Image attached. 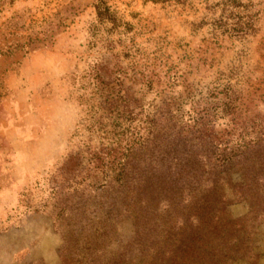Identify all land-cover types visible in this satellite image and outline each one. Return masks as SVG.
Here are the masks:
<instances>
[{
    "label": "rangeland",
    "instance_id": "374dc122",
    "mask_svg": "<svg viewBox=\"0 0 264 264\" xmlns=\"http://www.w3.org/2000/svg\"><path fill=\"white\" fill-rule=\"evenodd\" d=\"M101 2L113 21L97 0H0V264H160L167 237L211 231L188 210L205 170L228 233L205 263L264 264V0ZM213 137L244 160L206 167ZM126 143L133 168L160 143L187 159L194 191L139 213L108 170Z\"/></svg>",
    "mask_w": 264,
    "mask_h": 264
},
{
    "label": "trees",
    "instance_id": "16d2710c",
    "mask_svg": "<svg viewBox=\"0 0 264 264\" xmlns=\"http://www.w3.org/2000/svg\"><path fill=\"white\" fill-rule=\"evenodd\" d=\"M96 11L99 17L101 15H105V19L107 21L113 18L109 8L106 7L105 4L101 2V0H97ZM252 126L256 128L258 127L257 123L254 122ZM260 141L261 140H259V142ZM153 143L155 144L156 141H153ZM223 145L226 144H224L221 139L215 137H213L211 142L207 143V146L212 149L204 156V163L206 167L210 165L216 167L219 164L224 168V166L232 164L235 161V157L237 160L240 158V162L244 160V154H237L238 152H236L234 155L222 153V151L219 149ZM241 145L237 144V146L240 148L242 147ZM256 145L257 144H255V146ZM126 146L127 143L122 149L124 152H127L125 156V154H121L118 144L117 148L119 147V152L118 154L114 155L113 159L109 162L108 170H111L113 173L115 178L114 181L120 182L122 179L125 181L124 188H126V195L124 196V200L134 202V204L139 205V213H141V207H143L145 214H154L155 208H153V205L156 200H159L160 198L165 203L164 207H176L178 203H175V201L181 200L185 191H194V189L191 187L195 181L196 174L192 165L188 164L187 159L172 158V160L177 162V164H171V162L168 160L169 156L162 152L160 143L156 144L152 148V152L147 158L143 159L140 156L138 157L137 161L139 162L142 160L145 164V167L142 169L136 167L133 168L131 167L132 164L128 161L130 152H128L127 149L125 150ZM170 146L171 148L176 149L173 144H170ZM244 147L247 149L246 146ZM139 149H146V147ZM182 165L184 167L181 168L180 166ZM202 176L206 177L204 181L205 187L203 190L205 195L190 205L188 210L193 213V216L197 220H199V224H201L203 227L201 228V231L205 228H210L211 231L198 234V231L196 230L195 234L197 235L193 233L185 234L183 231V233L172 235V237H167L165 240L170 242L174 248L173 250H168L166 253H158L157 260H162L161 263L206 264V258L204 257V255L206 256L205 253L209 254L212 250H214L211 248V245L214 243V241H210V238L216 239L217 236H219L216 239L217 241H215L220 242L228 234L221 232L227 229V225H224L223 229L220 231V226L222 223V219L219 217L222 213V210L219 206L221 203V198L219 195L220 189L214 184L215 181L213 180L214 177L212 175V170H205ZM208 182L210 187L208 184L206 186V183ZM129 185L131 186L129 187ZM238 189L239 195H245L247 192L246 186H244V184L239 185ZM139 216L146 219L144 215L140 214H138L135 219L139 220ZM205 223L207 227H204ZM153 264L156 263L153 262Z\"/></svg>",
    "mask_w": 264,
    "mask_h": 264
}]
</instances>
